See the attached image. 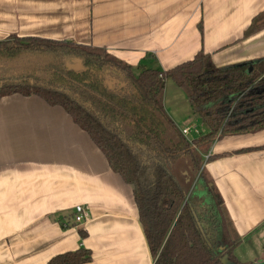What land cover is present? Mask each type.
<instances>
[{
    "label": "crops",
    "instance_id": "crops-1",
    "mask_svg": "<svg viewBox=\"0 0 264 264\" xmlns=\"http://www.w3.org/2000/svg\"><path fill=\"white\" fill-rule=\"evenodd\" d=\"M9 36L102 49L133 69L166 72L199 53L227 68L264 60V0H0V42ZM163 106L188 142L208 133L173 82ZM202 158L240 240L234 257L264 264V130L218 139ZM77 205L89 220L66 226ZM80 248L87 264H154L132 188L89 136L39 97L2 98L0 264H47Z\"/></svg>",
    "mask_w": 264,
    "mask_h": 264
},
{
    "label": "trees",
    "instance_id": "trees-1",
    "mask_svg": "<svg viewBox=\"0 0 264 264\" xmlns=\"http://www.w3.org/2000/svg\"><path fill=\"white\" fill-rule=\"evenodd\" d=\"M168 81L184 91L207 134L188 142L168 117ZM12 95L61 107L89 136L132 188L154 264H243L233 255L240 240L202 155L218 139L264 130V60L216 68L199 53L163 72L133 69L98 48L9 36L0 42V100ZM179 161L196 177L190 193L174 174ZM90 261L80 248L47 264Z\"/></svg>",
    "mask_w": 264,
    "mask_h": 264
},
{
    "label": "rangeland",
    "instance_id": "rangeland-1",
    "mask_svg": "<svg viewBox=\"0 0 264 264\" xmlns=\"http://www.w3.org/2000/svg\"><path fill=\"white\" fill-rule=\"evenodd\" d=\"M73 65H69V67H72ZM181 161H179V163L177 164L174 170V174L178 178L179 182L183 185V187H185V189L188 191V193H190L191 190L194 188L196 177L190 174L189 168H188L189 163L181 162ZM248 248L249 246L244 245L242 247V250H244L245 252H250ZM250 264H253V263H250Z\"/></svg>",
    "mask_w": 264,
    "mask_h": 264
},
{
    "label": "built area",
    "instance_id": "built-area-1",
    "mask_svg": "<svg viewBox=\"0 0 264 264\" xmlns=\"http://www.w3.org/2000/svg\"><path fill=\"white\" fill-rule=\"evenodd\" d=\"M181 134L186 138V136L189 134V129H182ZM210 157V156H208ZM208 157H206L205 161H207ZM203 168V165H202ZM90 216H89V212L83 208V206L81 205H77L74 207L73 209V213L72 216L70 218V220L65 224L66 226H72V228H77L81 225H83L84 223H86L89 220Z\"/></svg>",
    "mask_w": 264,
    "mask_h": 264
}]
</instances>
